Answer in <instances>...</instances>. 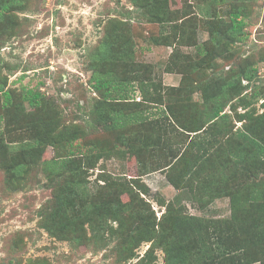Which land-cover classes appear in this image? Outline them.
Returning <instances> with one entry per match:
<instances>
[{
	"label": "rangeland",
	"instance_id": "1",
	"mask_svg": "<svg viewBox=\"0 0 264 264\" xmlns=\"http://www.w3.org/2000/svg\"><path fill=\"white\" fill-rule=\"evenodd\" d=\"M248 139L264 0H0V264H264Z\"/></svg>",
	"mask_w": 264,
	"mask_h": 264
},
{
	"label": "trees",
	"instance_id": "2",
	"mask_svg": "<svg viewBox=\"0 0 264 264\" xmlns=\"http://www.w3.org/2000/svg\"><path fill=\"white\" fill-rule=\"evenodd\" d=\"M237 15H233V17H231V24H232V28H234L235 25H241L242 21H237ZM230 53H232L231 49L229 48ZM228 52H226L227 54ZM234 76L229 79V81H226L222 86H221V90H223L224 92H226L228 94V98H230V93L228 91H230L231 89H233L235 86H239L240 85V78L241 76L245 78V80H249V75L247 73H239L234 72L233 73ZM92 79L94 80L93 83V88L96 91H103V95L105 96V99L111 100L112 98V94L117 95V100H125L124 96L125 93L129 90H131V88H133V84L131 81H116L113 82L111 80H106L103 77H92ZM223 105L221 103H219V101H215L213 103V109L211 112V115L209 117V119L207 120L206 123L211 122L217 118H219L221 116V112L223 111ZM135 118L134 116H132V119ZM123 118L120 116H113L111 117V124L114 128H121L123 127V125L125 124V122L122 120ZM198 130L195 131H191V132H197ZM250 142L253 143L254 145V152H252L253 154H258V155H264V146L257 143L254 139H248ZM74 154H85V152H81L80 146L79 144L75 146V150L70 152L69 155H74ZM250 157V156H249ZM251 158V157H250ZM172 185L173 182H171Z\"/></svg>",
	"mask_w": 264,
	"mask_h": 264
}]
</instances>
